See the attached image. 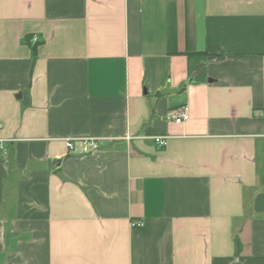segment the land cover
<instances>
[{
  "label": "crops",
  "instance_id": "1",
  "mask_svg": "<svg viewBox=\"0 0 264 264\" xmlns=\"http://www.w3.org/2000/svg\"><path fill=\"white\" fill-rule=\"evenodd\" d=\"M259 108L264 0H0V264H264Z\"/></svg>",
  "mask_w": 264,
  "mask_h": 264
},
{
  "label": "built area",
  "instance_id": "2",
  "mask_svg": "<svg viewBox=\"0 0 264 264\" xmlns=\"http://www.w3.org/2000/svg\"><path fill=\"white\" fill-rule=\"evenodd\" d=\"M36 36H32V41L36 42ZM173 116V122L182 123L189 119V112L186 105L180 106L177 110H175ZM255 115L264 117V108H259L255 110ZM1 128V124H0ZM169 135L166 134H154L151 136V139L158 147H163ZM64 144L67 150L71 152H79L81 154H88L91 152H95L99 149L100 146V138L97 137H88V136H79V137H68L63 139ZM4 140L0 139V157L3 155L4 151Z\"/></svg>",
  "mask_w": 264,
  "mask_h": 264
},
{
  "label": "water",
  "instance_id": "3",
  "mask_svg": "<svg viewBox=\"0 0 264 264\" xmlns=\"http://www.w3.org/2000/svg\"><path fill=\"white\" fill-rule=\"evenodd\" d=\"M182 85H183V84H181V85L178 86L177 88H170L169 85L166 84V85L164 86V88H162V89L160 90V92H161V93L177 92V91H179V90L181 89Z\"/></svg>",
  "mask_w": 264,
  "mask_h": 264
},
{
  "label": "trees",
  "instance_id": "4",
  "mask_svg": "<svg viewBox=\"0 0 264 264\" xmlns=\"http://www.w3.org/2000/svg\"><path fill=\"white\" fill-rule=\"evenodd\" d=\"M28 40H29V37L28 38H25V41H27L28 42ZM38 43V42H37ZM33 47H35V45H33Z\"/></svg>",
  "mask_w": 264,
  "mask_h": 264
}]
</instances>
